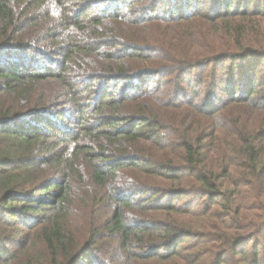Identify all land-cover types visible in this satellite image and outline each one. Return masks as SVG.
Listing matches in <instances>:
<instances>
[{
    "label": "trees",
    "instance_id": "1",
    "mask_svg": "<svg viewBox=\"0 0 264 264\" xmlns=\"http://www.w3.org/2000/svg\"><path fill=\"white\" fill-rule=\"evenodd\" d=\"M204 3L0 0V264H264V0Z\"/></svg>",
    "mask_w": 264,
    "mask_h": 264
},
{
    "label": "rangeland",
    "instance_id": "2",
    "mask_svg": "<svg viewBox=\"0 0 264 264\" xmlns=\"http://www.w3.org/2000/svg\"><path fill=\"white\" fill-rule=\"evenodd\" d=\"M193 2H197L199 4V6H201V7L205 6L204 0H190V3H193ZM262 67H264V63L262 65ZM154 81H155V79H153V78L150 79V83L149 84L151 85ZM118 84H120V83H118ZM145 84H147V83H145ZM183 200H184V198L180 199V201H183ZM185 200H188V199H185Z\"/></svg>",
    "mask_w": 264,
    "mask_h": 264
}]
</instances>
